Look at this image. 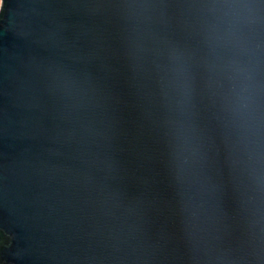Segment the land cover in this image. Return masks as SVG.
Returning <instances> with one entry per match:
<instances>
[{
    "label": "water",
    "instance_id": "1",
    "mask_svg": "<svg viewBox=\"0 0 264 264\" xmlns=\"http://www.w3.org/2000/svg\"><path fill=\"white\" fill-rule=\"evenodd\" d=\"M0 264H264V0H3Z\"/></svg>",
    "mask_w": 264,
    "mask_h": 264
},
{
    "label": "rangeland",
    "instance_id": "2",
    "mask_svg": "<svg viewBox=\"0 0 264 264\" xmlns=\"http://www.w3.org/2000/svg\"><path fill=\"white\" fill-rule=\"evenodd\" d=\"M2 1H3V0H0V11H1V6H2Z\"/></svg>",
    "mask_w": 264,
    "mask_h": 264
},
{
    "label": "clouds",
    "instance_id": "3",
    "mask_svg": "<svg viewBox=\"0 0 264 264\" xmlns=\"http://www.w3.org/2000/svg\"><path fill=\"white\" fill-rule=\"evenodd\" d=\"M224 2H227V0H224Z\"/></svg>",
    "mask_w": 264,
    "mask_h": 264
}]
</instances>
